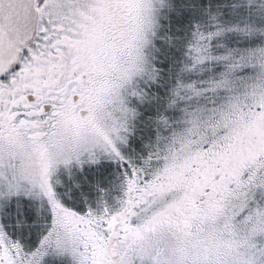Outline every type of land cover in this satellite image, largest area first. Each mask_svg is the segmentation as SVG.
<instances>
[{
    "label": "snow or ice",
    "instance_id": "obj_1",
    "mask_svg": "<svg viewBox=\"0 0 264 264\" xmlns=\"http://www.w3.org/2000/svg\"><path fill=\"white\" fill-rule=\"evenodd\" d=\"M102 161L116 206H66ZM50 255L264 264V0H0V264Z\"/></svg>",
    "mask_w": 264,
    "mask_h": 264
},
{
    "label": "rangeland",
    "instance_id": "obj_2",
    "mask_svg": "<svg viewBox=\"0 0 264 264\" xmlns=\"http://www.w3.org/2000/svg\"><path fill=\"white\" fill-rule=\"evenodd\" d=\"M112 165L110 161H102L98 165H85L81 170L78 168L79 172L75 173L74 171H67V177L62 179V182L59 185V190L64 197L66 206L68 204L76 205L75 208L78 211H86L88 208L96 209L99 206V202L103 200L107 203L108 206H116L117 200L122 198L123 196V189H122V182L123 176L121 173L120 167L117 165L116 168V175L112 173V177L110 180L107 165ZM115 165V164H114ZM106 172V173H105ZM72 176V178H71ZM118 177L117 181L116 178ZM100 181V182H107V185H96L93 189L90 186V181ZM79 185V187H77ZM115 191L117 193L115 194ZM93 198L91 203H88L83 207L79 205V197L80 196ZM94 200V202H93ZM70 203H69V202ZM88 201V200H86ZM76 202V203H75ZM87 207V209H86ZM46 264H70L69 257H56V256H48L46 257Z\"/></svg>",
    "mask_w": 264,
    "mask_h": 264
},
{
    "label": "flooded vegetation",
    "instance_id": "obj_3",
    "mask_svg": "<svg viewBox=\"0 0 264 264\" xmlns=\"http://www.w3.org/2000/svg\"><path fill=\"white\" fill-rule=\"evenodd\" d=\"M105 165H107V167H108V169L106 170V171H108V175H109V179L108 180H110L111 179V177H112V173L113 174H115L116 175V168H117V165L115 164L114 165V163H112V165H110V164H105ZM78 167H76V166H73L71 169H70V171H74L75 173H77V172H79L78 170ZM68 170H65V169H63V168H61L60 170H59V172H58V178H59V180L62 182V179H64V178H66L67 177V174H66V172H67ZM106 173V172H105ZM71 178H72V176H71ZM117 179H118V177L116 178V181H117ZM108 182V181H107ZM107 182H100V181H90V186H92V189L96 186V185H107ZM59 187V186H58ZM57 187V191H58V193L60 194V197H61V199H62V201H64L65 202V200L66 199H64V197L62 198V195H61V193H60V190H59V188ZM95 189V188H94ZM117 193V191H115V194ZM80 199H79V205L81 206V207H83L84 208V206L86 205V204H88V203H91L92 201V199L93 198H87V197H83L82 195L79 197ZM86 200H88V201H86ZM67 201V200H66ZM69 202V201H68ZM93 202H94V200H93ZM70 203V202H69ZM76 203V202H75ZM69 205V207H73L74 209H76L75 208V206L74 205H72L71 203L70 204H68ZM77 207V206H76ZM86 209H87V207H86ZM89 209V208H88ZM87 209V210H88ZM86 210V211H87Z\"/></svg>",
    "mask_w": 264,
    "mask_h": 264
}]
</instances>
